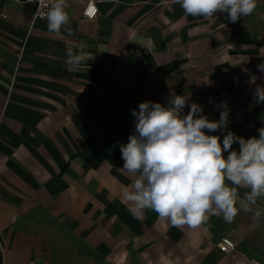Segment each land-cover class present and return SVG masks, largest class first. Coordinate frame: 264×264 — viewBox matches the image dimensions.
<instances>
[{
	"label": "crops",
	"instance_id": "0c3cea01",
	"mask_svg": "<svg viewBox=\"0 0 264 264\" xmlns=\"http://www.w3.org/2000/svg\"><path fill=\"white\" fill-rule=\"evenodd\" d=\"M88 1L65 0L72 34L56 36L31 7L0 0V264H264V218L250 212L196 228L151 209L134 218L120 152L139 105L128 92L151 74L159 80L149 96L204 95L210 120L227 103L228 128L209 135L258 138L264 0L235 23L225 12L185 15L174 0H95L90 20ZM82 44L87 62L70 72L66 50ZM223 238L235 249L222 252Z\"/></svg>",
	"mask_w": 264,
	"mask_h": 264
},
{
	"label": "clouds",
	"instance_id": "9594fccd",
	"mask_svg": "<svg viewBox=\"0 0 264 264\" xmlns=\"http://www.w3.org/2000/svg\"><path fill=\"white\" fill-rule=\"evenodd\" d=\"M174 2L185 15L213 20L217 12H225L231 23L249 16L257 7V0ZM46 19L50 33L72 34L65 0H53ZM84 47L66 50L68 71H77L87 62ZM257 70L264 72V63L257 65ZM256 79L253 76L251 83ZM253 99L264 104V86L255 87ZM185 107L187 114H183ZM218 108L219 119L210 120L200 104L189 103L184 95H172L166 106L146 100L131 110L134 131L128 142L120 145V152L122 169L134 177L122 193L134 218L142 219L144 211L151 209L173 226L191 228L210 215H223L226 222H233L240 211L252 213L254 220L264 218V209L257 207V201L264 200V127L257 129L258 138L246 139L227 131L221 140L219 135L208 134L228 128L227 103L221 102ZM241 187L247 189L242 198L238 192Z\"/></svg>",
	"mask_w": 264,
	"mask_h": 264
},
{
	"label": "rangeland",
	"instance_id": "374dc122",
	"mask_svg": "<svg viewBox=\"0 0 264 264\" xmlns=\"http://www.w3.org/2000/svg\"><path fill=\"white\" fill-rule=\"evenodd\" d=\"M158 80H159V77L157 75H155V74L154 75L153 74L147 75L144 78H141L140 81L138 83H136V89L134 91V94H133V91L130 92V93L128 92L129 100L135 101V102H139V103H141L143 101H146V100H151V101H154V102H159L162 105L166 106L168 100H166L163 97H153L151 95L149 96L145 92V90H147L148 87H150L153 90L158 88ZM188 96H189V103L196 102V103L200 104L203 107L205 105L209 104L208 101L204 98V95L202 97H198L196 95H193L191 93V91H189L188 92ZM137 108L138 107H135L133 109H137ZM131 110L129 111L128 118H129V120L134 122L135 121V117L131 114ZM188 110L189 109L186 107V109L183 110V114H187Z\"/></svg>",
	"mask_w": 264,
	"mask_h": 264
},
{
	"label": "built area",
	"instance_id": "2783aa9c",
	"mask_svg": "<svg viewBox=\"0 0 264 264\" xmlns=\"http://www.w3.org/2000/svg\"><path fill=\"white\" fill-rule=\"evenodd\" d=\"M15 3L31 7L33 9V16L35 19H46V13L48 12L53 0H13ZM98 13V7L95 0H89L83 10V15L92 20ZM235 243L229 238H223L219 243V248L222 252H229L235 249Z\"/></svg>",
	"mask_w": 264,
	"mask_h": 264
}]
</instances>
